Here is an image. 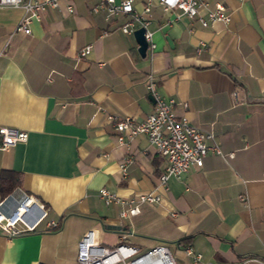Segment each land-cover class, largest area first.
<instances>
[{
    "label": "crops",
    "instance_id": "1",
    "mask_svg": "<svg viewBox=\"0 0 264 264\" xmlns=\"http://www.w3.org/2000/svg\"><path fill=\"white\" fill-rule=\"evenodd\" d=\"M206 1L220 3L228 22L202 27L151 0L154 46L143 57L119 28L127 16L105 17L93 9L98 0H69L72 12L63 1L46 6L28 33L15 30L20 8L0 7V126L26 132L0 148V171H16L11 193L45 209L32 230H0V264H79L76 244L88 229L106 246L174 245L177 264H192L184 245L203 262L264 264V0ZM147 73L173 99L174 114L209 131L220 151L168 177L164 190L157 187L164 157L141 133L117 142L109 118L152 111ZM100 188L122 200L154 189L159 200L122 217L125 205L104 203ZM48 219L59 226L45 228Z\"/></svg>",
    "mask_w": 264,
    "mask_h": 264
},
{
    "label": "built area",
    "instance_id": "2",
    "mask_svg": "<svg viewBox=\"0 0 264 264\" xmlns=\"http://www.w3.org/2000/svg\"><path fill=\"white\" fill-rule=\"evenodd\" d=\"M60 1L65 3L67 12H72L73 8L69 0H0V7L20 8L22 12L15 25V30L28 33L30 21L38 20L42 9L46 6H57ZM150 2L151 0H145L141 10L138 11L132 7V0H98L93 9H102L105 17L126 15L127 19L119 25L120 30L131 34L133 29L143 27L146 48L152 49L154 44L151 40V31L147 29ZM156 2L164 10L178 9L187 18L198 21L202 27L209 22L227 23L229 20V15L220 3L209 6L206 0H156ZM89 49L90 45H85L79 49L78 54L83 56L88 53ZM145 89L153 99V109L150 113L140 120L128 115L115 119L109 116V118L113 120V128L117 131L115 136L117 142L121 143L126 137L141 133L157 153L164 157L165 165L157 176V187L164 190L168 177H179L190 166L201 165L202 158L208 152L220 154V151L215 143L210 142L212 134L209 131L191 125L183 115L174 114L173 99H164L158 93L151 73L146 74ZM181 104L183 107L186 106L184 102ZM25 139V131L0 126L1 149H7ZM128 160L124 157L119 164L122 173ZM17 190L20 191L19 188ZM98 195L104 203L124 204L125 207L119 211V216L122 217L137 213L139 203L159 200V195L154 189L126 200H122L105 188H100ZM44 217L45 209L42 204H37L23 192L20 197L10 192L0 198V230L4 231L7 236L32 230ZM9 218L12 220H8ZM44 226L45 228H57L59 220L48 219L44 222ZM181 250L190 258L192 264H216L201 261L200 253L192 251L188 245L182 246ZM75 260L79 264H177L164 244H155L144 251L120 240L113 245L106 246L96 240L93 229L86 230L77 241ZM33 264L46 263L36 261Z\"/></svg>",
    "mask_w": 264,
    "mask_h": 264
},
{
    "label": "trees",
    "instance_id": "3",
    "mask_svg": "<svg viewBox=\"0 0 264 264\" xmlns=\"http://www.w3.org/2000/svg\"><path fill=\"white\" fill-rule=\"evenodd\" d=\"M19 184V176L16 171L2 169L0 171V198L10 193Z\"/></svg>",
    "mask_w": 264,
    "mask_h": 264
},
{
    "label": "water",
    "instance_id": "4",
    "mask_svg": "<svg viewBox=\"0 0 264 264\" xmlns=\"http://www.w3.org/2000/svg\"><path fill=\"white\" fill-rule=\"evenodd\" d=\"M132 36L136 42V50L138 54L143 57L145 54L146 42L143 38V27L139 26L132 31ZM111 229H117V225L110 226Z\"/></svg>",
    "mask_w": 264,
    "mask_h": 264
},
{
    "label": "rangeland",
    "instance_id": "5",
    "mask_svg": "<svg viewBox=\"0 0 264 264\" xmlns=\"http://www.w3.org/2000/svg\"><path fill=\"white\" fill-rule=\"evenodd\" d=\"M99 242H100V241H99ZM101 242H102V241H101ZM173 248H174V245H170V246H169V250H170L171 253H173V250H174ZM139 250H140V251H144L145 249H139Z\"/></svg>",
    "mask_w": 264,
    "mask_h": 264
},
{
    "label": "bare ground",
    "instance_id": "6",
    "mask_svg": "<svg viewBox=\"0 0 264 264\" xmlns=\"http://www.w3.org/2000/svg\"><path fill=\"white\" fill-rule=\"evenodd\" d=\"M14 216V215H13ZM13 216H12V218H13ZM23 217V216H22ZM12 218H9L8 220H12Z\"/></svg>",
    "mask_w": 264,
    "mask_h": 264
}]
</instances>
